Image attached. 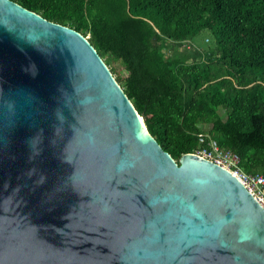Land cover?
<instances>
[{"label":"water","instance_id":"1","mask_svg":"<svg viewBox=\"0 0 264 264\" xmlns=\"http://www.w3.org/2000/svg\"><path fill=\"white\" fill-rule=\"evenodd\" d=\"M0 264H264V208L165 151L85 36L0 0Z\"/></svg>","mask_w":264,"mask_h":264},{"label":"trees","instance_id":"2","mask_svg":"<svg viewBox=\"0 0 264 264\" xmlns=\"http://www.w3.org/2000/svg\"><path fill=\"white\" fill-rule=\"evenodd\" d=\"M11 1L85 36L178 163L205 136L264 176V0Z\"/></svg>","mask_w":264,"mask_h":264},{"label":"built area","instance_id":"3","mask_svg":"<svg viewBox=\"0 0 264 264\" xmlns=\"http://www.w3.org/2000/svg\"><path fill=\"white\" fill-rule=\"evenodd\" d=\"M208 140L207 147L196 153L206 159L212 160L216 164L223 166L237 176L247 190L256 198V200L264 208V176L251 175L240 169V158L237 154L230 150H223L219 144L205 136H201L200 141Z\"/></svg>","mask_w":264,"mask_h":264},{"label":"rangeland","instance_id":"4","mask_svg":"<svg viewBox=\"0 0 264 264\" xmlns=\"http://www.w3.org/2000/svg\"><path fill=\"white\" fill-rule=\"evenodd\" d=\"M202 38H204V36H202ZM206 40H207V39H206ZM202 43H203V42H202ZM203 46L207 47L206 45H203ZM180 50H182V48H180ZM167 54L169 55V54H170V51H167ZM114 66H116V64H115Z\"/></svg>","mask_w":264,"mask_h":264}]
</instances>
